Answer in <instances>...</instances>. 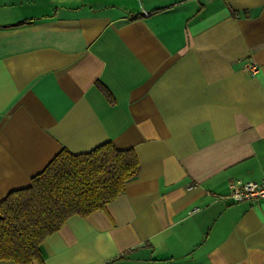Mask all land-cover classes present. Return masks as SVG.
Wrapping results in <instances>:
<instances>
[{
    "label": "crops",
    "instance_id": "obj_1",
    "mask_svg": "<svg viewBox=\"0 0 264 264\" xmlns=\"http://www.w3.org/2000/svg\"><path fill=\"white\" fill-rule=\"evenodd\" d=\"M105 143L137 175L31 264H264L228 197L264 179V0H0V201Z\"/></svg>",
    "mask_w": 264,
    "mask_h": 264
},
{
    "label": "trees",
    "instance_id": "obj_2",
    "mask_svg": "<svg viewBox=\"0 0 264 264\" xmlns=\"http://www.w3.org/2000/svg\"><path fill=\"white\" fill-rule=\"evenodd\" d=\"M138 171L134 151L111 143L77 155L61 150L28 187L0 201V262L42 263L47 237L71 217L106 210Z\"/></svg>",
    "mask_w": 264,
    "mask_h": 264
},
{
    "label": "built area",
    "instance_id": "obj_3",
    "mask_svg": "<svg viewBox=\"0 0 264 264\" xmlns=\"http://www.w3.org/2000/svg\"><path fill=\"white\" fill-rule=\"evenodd\" d=\"M259 67L254 62H248L244 66V72L254 75L258 72ZM228 197L233 202H254L264 199V179L260 181L243 182L236 180L228 185Z\"/></svg>",
    "mask_w": 264,
    "mask_h": 264
}]
</instances>
